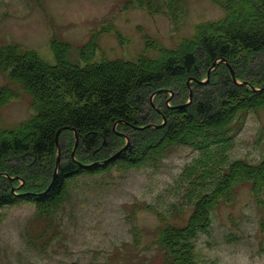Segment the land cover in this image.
<instances>
[{
	"label": "trees",
	"instance_id": "1",
	"mask_svg": "<svg viewBox=\"0 0 264 264\" xmlns=\"http://www.w3.org/2000/svg\"><path fill=\"white\" fill-rule=\"evenodd\" d=\"M139 1L144 5L150 0ZM211 1L225 12L223 17L197 22L172 47L146 36L147 46L135 60L95 62L93 54L81 51L82 61L59 57L51 63L19 43H0V68L7 76L0 86V106L23 90L33 107L19 123L0 124V208L32 201L36 217L48 220L49 226L68 200L76 176L155 167L181 147H190L198 154L177 180L183 187L179 202L165 209L145 206L163 210L153 243L164 263L200 264L198 236L211 231L214 211L236 202L244 183L251 185L263 210L264 233V151L257 162L229 156L247 114L264 108V0ZM166 3L179 31L187 2ZM245 5L250 11L244 12ZM255 14L261 21L257 26L241 19ZM150 50L155 56L147 55ZM217 60L221 62L207 80ZM188 79L193 90L189 102ZM120 150L115 160L104 162ZM188 209L193 211L185 224L166 220L164 211ZM120 257L107 252L97 264H114Z\"/></svg>",
	"mask_w": 264,
	"mask_h": 264
},
{
	"label": "rangeland",
	"instance_id": "2",
	"mask_svg": "<svg viewBox=\"0 0 264 264\" xmlns=\"http://www.w3.org/2000/svg\"><path fill=\"white\" fill-rule=\"evenodd\" d=\"M128 1L0 0V43H19L51 63L59 57L82 61L81 51L93 54L95 62L135 60L147 46L146 36L172 47L179 35L191 34L197 22L218 19L225 13L211 0H185L187 15L177 31L166 0H150L144 5L139 0ZM150 4L159 10H151ZM250 8L245 5L244 12ZM241 19L250 27L261 22L256 14ZM104 24L106 28H102ZM53 38L57 41L51 45ZM92 44L96 45L90 48ZM155 54L150 50L147 55ZM214 68L212 65L211 71ZM191 81H187L189 92L193 91ZM5 83L7 76L0 68V86ZM19 91L17 98L0 106L1 125L12 126L33 113L31 96ZM263 151L264 108H259L247 114L229 156L257 162ZM197 154L190 147H181L155 167L78 175L71 181L68 200L49 226L48 220L36 217L32 201L1 207L0 264H97L107 252L121 254L114 264H165L153 243L161 226L158 212L163 210L145 206L165 209L170 202L178 203L183 187L177 180ZM192 211L164 213L170 224L180 226L189 221ZM262 213L251 185L242 184L237 201L217 208L211 231L198 236L195 247L200 264H264ZM60 222L62 226L57 225Z\"/></svg>",
	"mask_w": 264,
	"mask_h": 264
},
{
	"label": "water",
	"instance_id": "3",
	"mask_svg": "<svg viewBox=\"0 0 264 264\" xmlns=\"http://www.w3.org/2000/svg\"><path fill=\"white\" fill-rule=\"evenodd\" d=\"M219 62H214V64H213V67L214 66H216L217 64H218ZM228 66H229V68H230V70H231V74H232V77H233V80H235V81H237L236 80V76H235V72H234V69L228 64ZM210 71H211V69L209 70V73H208V79H209V77H210ZM206 80H203V81H201V82H205ZM258 90V89H257ZM161 91V90H160ZM190 97H192V91L190 90ZM148 126H152V125H148ZM154 126H158V125H154ZM78 144V138H77V136H76V145ZM58 151L60 152V150L58 149ZM121 151L122 150H120L119 152H117V153H115L114 155H112L110 158H108L107 160H105L104 162L105 163H108L110 160H115L116 158H117V156L121 153ZM73 155H74V153H73ZM60 160V158H59V156H58V159H57V161H59ZM56 176H57V171L55 172V178H56Z\"/></svg>",
	"mask_w": 264,
	"mask_h": 264
},
{
	"label": "bare ground",
	"instance_id": "4",
	"mask_svg": "<svg viewBox=\"0 0 264 264\" xmlns=\"http://www.w3.org/2000/svg\"><path fill=\"white\" fill-rule=\"evenodd\" d=\"M208 72H209V71H208ZM110 161H112V160H110ZM110 161H109V162H110ZM109 162H108V163H109Z\"/></svg>",
	"mask_w": 264,
	"mask_h": 264
}]
</instances>
